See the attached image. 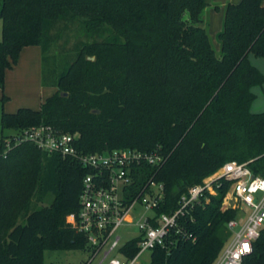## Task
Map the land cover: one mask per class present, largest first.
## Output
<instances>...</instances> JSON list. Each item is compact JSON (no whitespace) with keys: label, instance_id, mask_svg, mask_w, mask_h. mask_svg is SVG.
<instances>
[{"label":"trees","instance_id":"1","mask_svg":"<svg viewBox=\"0 0 264 264\" xmlns=\"http://www.w3.org/2000/svg\"><path fill=\"white\" fill-rule=\"evenodd\" d=\"M208 0H0V89L21 48L40 49V83L54 91L35 109H0V264H43L47 250L84 248L65 221L77 208L84 169L58 154L20 142L4 155L3 130L50 125L76 133L84 153L116 148L152 151L165 162L140 175L163 182L156 212L175 210L188 187L224 163L249 161L264 176V110L252 112L254 86L264 83L249 55L264 58L262 0L228 2L218 49L207 30ZM215 10L217 5H213ZM73 42L56 50L58 41ZM55 61L51 78L45 60ZM59 59V64L56 61ZM58 66H57V65ZM58 67V68H57ZM7 100L0 97V106ZM229 183L197 204L180 225L195 241L175 236L149 264H211L236 215L221 209ZM192 216L193 220H190ZM137 239L123 253L132 257ZM244 264H264V226Z\"/></svg>","mask_w":264,"mask_h":264},{"label":"built area","instance_id":"2","mask_svg":"<svg viewBox=\"0 0 264 264\" xmlns=\"http://www.w3.org/2000/svg\"><path fill=\"white\" fill-rule=\"evenodd\" d=\"M77 140L76 133L61 132L50 125L29 126L8 133L2 140L1 154L20 142H30L40 151L67 157L84 169L77 208L66 216L69 226L83 238L88 253L84 264H142V254L150 252L151 260L155 247L169 253L176 235L195 241L180 220L197 204L209 201L207 193L214 195L223 181L229 186L222 202L227 197L233 203L221 209H234L236 215L226 222L230 236L211 264H244L264 226V176L254 174L249 161L224 163L200 183L188 187L175 210L159 213L156 209L163 199V182L153 175L139 184L144 170H156L165 162L167 157L159 148L141 151L126 147L84 153L77 149ZM125 223H133L138 234L121 242L117 230ZM133 239H137V250L127 257L122 248Z\"/></svg>","mask_w":264,"mask_h":264},{"label":"rangeland","instance_id":"3","mask_svg":"<svg viewBox=\"0 0 264 264\" xmlns=\"http://www.w3.org/2000/svg\"><path fill=\"white\" fill-rule=\"evenodd\" d=\"M208 1L211 3V0ZM62 40L63 39H60L58 41V45L55 49L56 50L63 49L65 51L69 50L71 45H73L74 41L73 42L68 41L67 43H64V47H63ZM211 40L214 45L215 42L218 43L215 38H212ZM250 57L253 60V62L254 59H261L262 61H264V58L255 57L253 54H250ZM56 63L59 64V59L56 61ZM54 64L55 61L52 58H48L47 60H45V62H43L42 68L45 77L48 80H50L51 78V70L53 69ZM33 76H34L33 73L27 71V67H23L19 70V72H17L16 75L10 78L9 83L6 86V91L10 92V94H12L11 95L12 97H10V100L7 103H5L3 109L4 112H9V111H5V108L6 110L14 111L16 109V106L18 105L19 96L22 94H24L22 96L26 98L23 101L26 102V104L27 103L30 104L29 106H31V104L32 105L36 104L38 100V96L42 97L45 96L46 93H48V88L41 87L38 81V77L37 76L33 77ZM261 87H262L261 85L254 87L253 91L256 92L258 89H261ZM2 94L5 95L3 86L2 89H0V95ZM262 99H263V93L261 90H258L256 100L254 104L251 105V110H256L258 105L257 103ZM258 112H260V110ZM8 133H10V131L8 130L2 131V135H7ZM220 168L221 166L218 169ZM232 203L233 201L231 199L225 197V200L221 202L220 206L227 207ZM66 219L67 218H65V221ZM117 233L121 237V242H124L134 238L138 234V228L133 223H128V224L125 223L124 225L119 227ZM87 254H88L87 250L81 247L67 249V250H47L43 253V264H84ZM140 260L142 261V264H147L150 261V252L148 251L144 252L140 257Z\"/></svg>","mask_w":264,"mask_h":264},{"label":"crops","instance_id":"4","mask_svg":"<svg viewBox=\"0 0 264 264\" xmlns=\"http://www.w3.org/2000/svg\"><path fill=\"white\" fill-rule=\"evenodd\" d=\"M240 0H211L212 5L207 7L205 9V20L207 22V30L208 33L210 35V38H215L216 39V34L221 30L222 27V17H223V9L224 6L226 5V3L231 2V3H238ZM262 4L264 5V0H262ZM213 5H217L218 9L215 10L213 8ZM214 45V44H213ZM214 47L216 49H218V43L215 42ZM249 60L250 62L256 66L258 68V70L264 74V61H262L261 59H251L250 55H249ZM23 67H27V71H30L31 73H33L34 76L38 77V81L41 87L43 88H48V93L45 94V96H38V100L36 102V104H31V106H29L30 104H26V102H24L23 100L26 99L25 97H23L22 95L19 96V102L17 107H29V108H37L39 106V104L42 102V100L47 97L48 95H50L53 91L54 88L50 87V86H42L40 83V49L38 46L36 45H30V46H25L23 48H21V50L19 51L18 55H17V59L14 65H12L9 69H5L4 70V75H3V88L5 91V95L7 97V100L2 104V106H0V109L2 108V110L4 109V105L5 103H7L10 100V97H12L10 94V92L6 91V86L10 81V78L14 75L17 74V72H19V70ZM33 76V77H34ZM261 90L263 93V99L261 101H259L257 104V108L256 110H251L252 112H258L262 109H264V83L261 85ZM256 87V86H254ZM253 87V88H254ZM252 88V91H253ZM42 90V89H41ZM258 90L255 92V99L253 100L252 104H254L256 97H257V92ZM1 96V95H0ZM251 109V107H250ZM4 111V110H3ZM5 111H13V110H6ZM263 111V110H262Z\"/></svg>","mask_w":264,"mask_h":264}]
</instances>
